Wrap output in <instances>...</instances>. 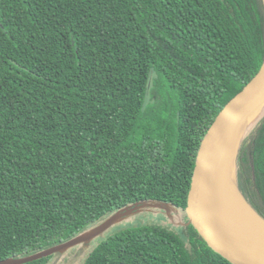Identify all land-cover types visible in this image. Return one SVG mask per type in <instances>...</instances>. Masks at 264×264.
Here are the masks:
<instances>
[{
    "label": "trees",
    "instance_id": "1",
    "mask_svg": "<svg viewBox=\"0 0 264 264\" xmlns=\"http://www.w3.org/2000/svg\"><path fill=\"white\" fill-rule=\"evenodd\" d=\"M263 64L264 0H0V261L139 203L185 211L202 140ZM237 166L264 219V117ZM83 264L232 263L152 223Z\"/></svg>",
    "mask_w": 264,
    "mask_h": 264
},
{
    "label": "water",
    "instance_id": "2",
    "mask_svg": "<svg viewBox=\"0 0 264 264\" xmlns=\"http://www.w3.org/2000/svg\"><path fill=\"white\" fill-rule=\"evenodd\" d=\"M263 112L264 64L251 82L224 107L202 140L185 209L189 225L198 231L211 249L232 264H264V219L252 209L238 182L237 190L241 199L263 225L251 224L237 217L225 206L214 181L216 164L221 154L230 147L245 126L251 125L259 118L250 131L262 120ZM141 204L143 203L134 207ZM119 214L112 215L86 233L66 242L30 256L0 261V264H28L63 254L102 236L118 221Z\"/></svg>",
    "mask_w": 264,
    "mask_h": 264
},
{
    "label": "rangeland",
    "instance_id": "3",
    "mask_svg": "<svg viewBox=\"0 0 264 264\" xmlns=\"http://www.w3.org/2000/svg\"><path fill=\"white\" fill-rule=\"evenodd\" d=\"M155 77V74L151 75L147 104L152 103L154 100L150 90ZM118 218V221L102 236L89 243L81 244L63 254L55 255L49 264H83L87 256L98 247L101 241L127 228L161 223L177 229L185 237V228L189 225L184 210L171 205L152 202H146L140 206L133 207L128 212L124 211L119 214Z\"/></svg>",
    "mask_w": 264,
    "mask_h": 264
},
{
    "label": "bare ground",
    "instance_id": "4",
    "mask_svg": "<svg viewBox=\"0 0 264 264\" xmlns=\"http://www.w3.org/2000/svg\"><path fill=\"white\" fill-rule=\"evenodd\" d=\"M263 115L264 112L262 113V116ZM258 119L259 118L253 121L251 125L245 126L238 133L230 147L221 154L216 164L214 181L223 203L233 214L251 224L263 225L262 221L258 219L254 213H252L249 207L241 199L237 190L238 151L247 132L259 121Z\"/></svg>",
    "mask_w": 264,
    "mask_h": 264
}]
</instances>
